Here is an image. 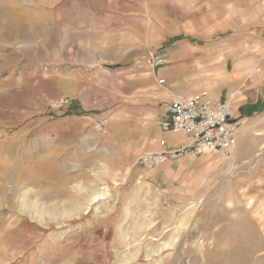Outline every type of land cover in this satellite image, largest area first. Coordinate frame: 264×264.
Instances as JSON below:
<instances>
[{
	"label": "rangeland",
	"instance_id": "1",
	"mask_svg": "<svg viewBox=\"0 0 264 264\" xmlns=\"http://www.w3.org/2000/svg\"><path fill=\"white\" fill-rule=\"evenodd\" d=\"M10 1L0 264H264V143L246 145L240 167L193 153L136 161L166 114L165 65L150 59L193 46L217 72L263 51L264 0Z\"/></svg>",
	"mask_w": 264,
	"mask_h": 264
},
{
	"label": "crops",
	"instance_id": "2",
	"mask_svg": "<svg viewBox=\"0 0 264 264\" xmlns=\"http://www.w3.org/2000/svg\"><path fill=\"white\" fill-rule=\"evenodd\" d=\"M262 52L264 50L256 49L248 51L239 58L227 57L216 72L215 68H212L214 55H200L198 48L193 46H183L179 50V48L170 45L164 52L170 58L168 65L156 71L162 75L164 90L168 95V98H165L167 102L163 103L162 109L175 95L194 93L201 94L209 103L226 102L231 107L232 118L241 122L232 144L231 164L233 167L242 165L244 161L243 149L246 145L253 154L255 149L258 146L260 148V145L264 143V136L261 133V128L263 129L264 125V55ZM158 56L166 57V55ZM200 67L203 70L202 74L197 71ZM162 109L157 111V115L162 114ZM166 117L167 113L157 117L158 129L153 128L149 131L146 147L139 155L146 151H158L160 149L159 139H163L171 145L185 140L183 134L162 130L159 127L158 120ZM121 118L118 119L119 122ZM258 129L260 132H257ZM213 165V163L212 165L208 163L207 171H212ZM199 166L203 168L202 165ZM228 168L226 171L231 172L232 166Z\"/></svg>",
	"mask_w": 264,
	"mask_h": 264
},
{
	"label": "built area",
	"instance_id": "3",
	"mask_svg": "<svg viewBox=\"0 0 264 264\" xmlns=\"http://www.w3.org/2000/svg\"><path fill=\"white\" fill-rule=\"evenodd\" d=\"M168 59L164 56L152 57L149 64L152 67L166 65ZM159 84L164 79L157 80ZM166 118H160L158 125L162 130L181 133L185 140L176 145L168 144L159 139L158 151H146L138 156L137 162L146 169L154 168L168 158H177L193 154H210L230 161L232 144L241 122L232 118L231 107L226 102H207L199 93L191 95H175L166 105ZM97 129L105 130L106 121L96 123Z\"/></svg>",
	"mask_w": 264,
	"mask_h": 264
},
{
	"label": "bare ground",
	"instance_id": "4",
	"mask_svg": "<svg viewBox=\"0 0 264 264\" xmlns=\"http://www.w3.org/2000/svg\"><path fill=\"white\" fill-rule=\"evenodd\" d=\"M14 2H12L10 0H0V16H18L16 13L18 8L14 7L15 5H13V4H16V1H14ZM97 197H99V196H97ZM168 245L169 244L165 243L163 248L168 247Z\"/></svg>",
	"mask_w": 264,
	"mask_h": 264
}]
</instances>
